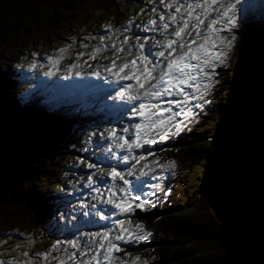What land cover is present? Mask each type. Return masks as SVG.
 <instances>
[{
    "label": "trees",
    "instance_id": "obj_1",
    "mask_svg": "<svg viewBox=\"0 0 264 264\" xmlns=\"http://www.w3.org/2000/svg\"><path fill=\"white\" fill-rule=\"evenodd\" d=\"M125 1L0 0V241L14 235L6 246L16 245L19 235L13 231L37 236L50 230L40 245L64 239L57 216L70 203L62 197L77 174L68 166L71 149L89 134L74 123L86 115L82 111L69 105L50 109L35 102L36 94L24 98L16 61L36 45L51 46L78 30L89 28L99 37V20L123 13ZM244 37L227 72L226 82L235 83L224 93L232 100L226 122L243 127L242 134L224 132L211 140L205 138L211 132L198 138L192 131L183 134L185 145L173 157L187 166L190 187L200 191L187 203L196 204L198 213L150 219L159 244L150 255L154 264H264V68L250 89L256 51L253 37ZM219 142L227 144L218 149ZM199 155L201 169L193 171Z\"/></svg>",
    "mask_w": 264,
    "mask_h": 264
},
{
    "label": "snow or ice",
    "instance_id": "obj_2",
    "mask_svg": "<svg viewBox=\"0 0 264 264\" xmlns=\"http://www.w3.org/2000/svg\"><path fill=\"white\" fill-rule=\"evenodd\" d=\"M148 2L153 3V0ZM132 24L130 20L123 29H115L114 34L131 32ZM135 27L152 35H136L134 40L131 35H124L123 39L111 44H106L105 37L101 36L99 45L93 46L90 52L77 53V60L86 55L89 60L108 61L86 74L103 77L105 82L119 86L117 97L128 103L130 118L138 121L123 127L120 130L123 134H118L116 127L90 133V137L99 135L101 140L108 142L107 153L111 155L99 157L100 162L114 158L117 165L121 160L132 162L126 171L118 170L116 165L105 170L99 163L86 164L88 169L96 170L88 175L85 183V187L97 194L92 197L97 204L91 207L111 205L115 209L113 215L155 207V203L142 198L154 196L155 192H144L143 189L159 190L160 185H145L142 178L155 180L157 169L161 173L174 170L176 162L169 159L160 163L159 157L149 161L148 157L155 154L147 146L169 138L170 134H179L187 126L183 121L190 123L197 115L194 109H201L209 102L207 97L218 83L216 69L227 63L236 46L239 21L231 0H159V6L152 7L147 22ZM107 28L111 30L110 25ZM59 51L63 54L67 49ZM105 51H111V56H103ZM48 60L52 67L44 74L52 76L55 74L52 69L58 65L59 59L48 57ZM84 64L91 67L87 61ZM31 67L35 68L36 64ZM81 67L77 62L69 65L67 70L71 74L73 69ZM84 74L79 70L74 72L77 77ZM181 116L183 121L178 120ZM114 148L122 150L124 155L117 158ZM141 149L140 154H135ZM97 177L101 182L106 183L105 178L111 182L107 185V199H102L101 187L94 186ZM103 211L99 209L85 215L109 219L101 214ZM114 223L118 227L116 234L112 229L85 233L73 239L58 240L43 253L30 255L23 252V260H0V264H128L115 255L123 251L118 242H138L146 239L147 234H137L144 233L142 224H135L133 229L126 226L125 220ZM131 259L135 264L140 257Z\"/></svg>",
    "mask_w": 264,
    "mask_h": 264
},
{
    "label": "rangeland",
    "instance_id": "obj_3",
    "mask_svg": "<svg viewBox=\"0 0 264 264\" xmlns=\"http://www.w3.org/2000/svg\"><path fill=\"white\" fill-rule=\"evenodd\" d=\"M119 4V3H118ZM121 9L125 13H116V15L111 16H104V20L101 22L99 20V30L105 32V43L111 44L112 41H118V39H123L124 35H128L129 32H123L121 31L118 34H114V30L119 28L123 29L130 20L133 21L132 29L136 28L135 26L139 23V25H143L147 22V20L150 18L151 9L153 6H159V0H153V3H149L148 0H132L129 2L128 7H126V3H120ZM120 9V8H119ZM143 9V12L141 10ZM236 15L239 21V28L236 31L237 35V43L236 46L240 42H242L244 39L243 37V31H247L249 28H256L258 16L257 13L254 11H247L246 13L239 14L236 11ZM91 20V18H90ZM90 20L88 22V25L90 28L92 27V23H90ZM143 21V22H142ZM111 26V30L107 28V26ZM258 29H261L260 26L257 27ZM93 30V29H92ZM137 32H140L141 36H144V32L135 29ZM59 40V41H58ZM54 43H51V46L49 47L47 43H42L43 46L39 47L36 45L38 49L33 51L32 53L35 54L34 56L38 57L35 58V61L27 60V57H31L29 53H24L21 56H19L20 61H16L18 65V75L21 78V84L22 85H29L30 89L25 93V95H28L31 92H36V85L40 84L43 88L42 97L39 98V100H42L43 103L47 105L49 108H55L62 105H67L69 103H74L77 110H84L86 112H89L93 117L97 118L100 121L99 127L96 124L94 127L92 125H89V119L87 117L79 118L74 121V123L82 124L85 123V127H87L90 130V133L96 132H103L105 129H110V125L112 122V119L108 118L107 121H105V118L108 115V111L104 107H100L95 105L94 102L88 99H84L79 95H76L75 88L68 89L63 87V83H56L57 78L60 79L64 78L66 75H71L68 72V66L73 63H80L82 65L81 68L85 67L87 69H90L87 65L84 64V61H87L90 65L97 66L98 64H107V60L103 59H97V60H77V53L80 52H87L89 50H92L93 46H98L99 43L97 40L92 39V32L88 28L86 29L82 34L76 36L68 35L63 39H59ZM58 42V43H57ZM84 45H87L85 47ZM236 46L233 48L232 52L229 55L228 61L225 65L220 66L216 69V72L218 75L215 77L218 81L217 86L212 89L210 95L207 97L208 103L204 104V107L201 109H204L198 111V117L197 119L199 121H192L187 122L183 121V117L178 118V120L183 121L187 124L186 127L183 128V130L176 135H169V138L161 140L160 143H156L151 146L152 152H154V156H152L150 159L154 157H159L160 162L164 163L167 160L172 159L170 156L171 153L172 156H174L179 150L182 145L183 141L181 140L183 134H186L187 132H195L196 135L193 138H198L200 136H206L210 132L213 134H209V136L205 137L206 139H216L219 136H221L224 132L225 133H232L231 130L234 128L232 125H228V122H226V119L228 118L227 109L230 104H232V100L227 99V96L225 97V92L230 90L235 83V80H229L228 82L224 81L227 78V72L229 65L233 62L234 59V51ZM264 44L260 43L258 45L259 50H263ZM60 49H67V51L63 54L60 53ZM50 55H49V54ZM103 56H111V51H105L102 53ZM257 54H253V57L256 58ZM48 57H53L54 59H59L58 65L53 68L52 70L55 72L52 76H46L44 73L49 71L50 67H52L51 62L48 60ZM21 59H23L21 61ZM36 62V67L32 68L31 64ZM30 63V64H29ZM264 73V72H263ZM43 75H45L43 77ZM52 78L53 80L46 85L43 82H46V79ZM247 86L248 82H247ZM254 86V85H253ZM253 86L251 87L253 89ZM214 104H211L213 103ZM127 103V102H126ZM203 103V102H201ZM87 105H90V109H88ZM70 108V107H69ZM81 108V109H80ZM128 109V107H127ZM122 110L118 111L117 114H122V117L124 118L125 124L128 120V117H130L128 110ZM94 112V113H92ZM105 115L102 116V114ZM100 113V114H98ZM128 115V116H127ZM217 128V129H216ZM211 135V136H210ZM98 142H104L106 141L101 140L99 135H96L95 141L91 144H89V140L87 138L81 139V141L78 140V142L74 143L71 151L73 152L74 158L68 162V166L77 169L76 172L78 174V182L76 185H74V189L72 190L70 187L69 194H66L68 192H65V196L62 197L65 200H70V203L66 202L64 204L65 210L62 215H58L57 219L58 221L62 222L58 228V231L66 237L67 239H73L78 236H81L85 233L95 232L98 231L97 227L99 225L97 220H91L92 223H87V225L83 226L82 222H80L82 210L92 206V204L86 205L85 203H80L76 197L79 194H83V191L87 188L85 187V183L87 181L88 175H90L92 172H94V169H88L86 167L87 163H95L96 160H98L99 157H101V152H96L95 150L98 148L96 145ZM227 144V143H226ZM226 144L223 145L222 142L215 143L216 147L223 148ZM108 145H105V148H107ZM227 148H230L229 145H227ZM201 155L193 157V171L196 169H201L200 159ZM175 161L178 165V170L180 174L179 181L176 180L177 174L176 170H170L167 172L161 173L159 169H157V172L154 173L158 176V178L154 181V184H159L160 188L159 190L150 188L148 189V192H155L154 196L151 197H145L146 199H149L153 203H155V207H148V210L144 211L141 209H138L139 212H136V209L130 214L131 221L133 225L139 223L143 225L144 233H137L138 235L147 234L146 239L140 240L138 242L133 241L132 245L135 247V249H132L129 251L133 253L129 254V259L132 257H140V260L136 261V264H151V262L148 259L142 258L141 256L144 254V252H147L151 250L152 248L157 247L159 244L157 240L152 236L156 232L152 229L150 224V219H157L159 216H166L169 215L172 212L178 213V214H189V213H198V209L196 204H194L192 207H189L187 203L190 201V203H194L193 200L198 198L200 195V191L198 189L193 190L191 185H193L192 179L186 178V168L187 166L180 163L179 159L176 157ZM83 161V162H82ZM73 164V166H72ZM191 177V175H190ZM97 181L99 180L98 177L95 178ZM166 183H172L173 186L177 187L176 193L169 194L168 196H164L162 194V189ZM191 184V185H190ZM73 192H77L75 195H71ZM79 192V193H78ZM57 200V199H56ZM182 202V203H181ZM180 203L182 205H180ZM83 205V207H82ZM175 205V206H173ZM184 206V210H175L176 207ZM201 214V211H199ZM92 226V227H91ZM103 231V230H102ZM47 232H50V230H47ZM157 233V232H156ZM155 233V234H156ZM14 237L13 234L10 236L5 235L3 237V241H0V260L7 261L9 259H15V260H23L24 257L21 255L23 252L27 251V247L35 246L34 251L31 255L37 254V251L40 253H43L47 251L48 243L45 245L37 244V242L32 238L29 234L19 235L17 237V245H19V248H14V250H11L12 245L7 247L4 243L7 239ZM20 237V238H19ZM21 239V240H20ZM29 241H31L29 243ZM123 249V248H122ZM127 249V248H124ZM123 252V251H122ZM55 254V253H54ZM10 255V256H8ZM152 256V254H151ZM132 260V259H131Z\"/></svg>",
    "mask_w": 264,
    "mask_h": 264
},
{
    "label": "bare ground",
    "instance_id": "obj_4",
    "mask_svg": "<svg viewBox=\"0 0 264 264\" xmlns=\"http://www.w3.org/2000/svg\"><path fill=\"white\" fill-rule=\"evenodd\" d=\"M253 2L255 3L256 6L260 5V3L262 2V0H253ZM44 83V82H43ZM56 83L59 84V79L57 78L56 80ZM127 107L129 108V105L128 103L125 104V109H127ZM125 109H122V110H125ZM128 110V109H127ZM121 117H122V114H121ZM101 151V154L102 156L105 155V152L103 150H100ZM78 197H81V194L78 195ZM88 205V204H86ZM92 227V226H91Z\"/></svg>",
    "mask_w": 264,
    "mask_h": 264
}]
</instances>
